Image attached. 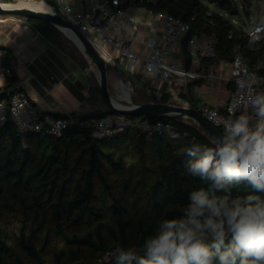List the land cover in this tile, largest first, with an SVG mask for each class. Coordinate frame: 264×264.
Instances as JSON below:
<instances>
[{"label":"trees","instance_id":"16d2710c","mask_svg":"<svg viewBox=\"0 0 264 264\" xmlns=\"http://www.w3.org/2000/svg\"><path fill=\"white\" fill-rule=\"evenodd\" d=\"M131 3L181 17L190 24L191 34L215 35L217 52L214 57L201 59L203 72L219 59L233 60L238 44L253 66L264 61L261 53L246 50L247 41L236 36L233 24L221 13L209 12L202 0H130L124 8ZM29 21L59 48L74 46L55 25L37 18ZM183 55L185 66L190 68L187 39ZM17 82L14 77L13 84L0 92V100L9 99ZM159 99L168 102L170 94H162ZM188 99L191 104L196 102L192 97ZM103 112L93 117L70 115L76 122L59 136L37 132L21 135L12 123L0 125V264H50L45 251L51 235L68 245L55 252L52 264H116L115 258L107 255L109 251L117 246L139 250L156 221L177 214L186 204L188 192L201 186L184 170L187 149L210 140L200 128L165 118L178 126L183 134L180 139L151 135L132 125L116 134L97 137L93 120L104 117ZM181 140L184 142L176 143ZM121 141L125 142L120 150H107L108 145ZM133 145L140 161L135 176L126 165ZM76 149L78 153L73 154ZM108 166L126 173L127 190L143 197L142 214H130L124 205L129 201L126 194L114 193L106 172ZM97 180L102 192L111 193L108 206L112 224L98 222L90 231L81 232L76 224L87 217H102L93 203ZM42 231H46V243L40 246L37 239Z\"/></svg>","mask_w":264,"mask_h":264},{"label":"clouds","instance_id":"9594fccd","mask_svg":"<svg viewBox=\"0 0 264 264\" xmlns=\"http://www.w3.org/2000/svg\"><path fill=\"white\" fill-rule=\"evenodd\" d=\"M247 104L218 121L207 144L187 149L185 173L201 186L156 221L139 250L109 251L116 264H264V93Z\"/></svg>","mask_w":264,"mask_h":264},{"label":"built area","instance_id":"2783aa9c","mask_svg":"<svg viewBox=\"0 0 264 264\" xmlns=\"http://www.w3.org/2000/svg\"><path fill=\"white\" fill-rule=\"evenodd\" d=\"M130 0H56L67 18L77 26L94 48L108 61L109 66L128 60L127 66L136 71L137 65L142 64L148 74L160 73L166 82L168 91L175 87L188 88L191 82L201 78H214L211 72H200L193 69L195 60L214 57L217 52L218 39L215 35L201 33L191 34L190 24L181 17L170 13L154 12L146 8L151 16L161 22L164 37L148 36L142 39L145 48L143 52L133 49L129 39L120 38L117 34L127 32L128 27H139L134 18L120 20L124 14V6ZM264 31V24L258 23L248 33L254 49L256 40ZM183 38L187 39V48L192 57L190 68L173 58L174 43ZM6 54L0 47V81L12 76V68L6 63ZM264 61L260 60L254 66L247 57L242 46L238 44L232 60V75L230 82L233 86L226 106L221 109L203 101L188 103L195 108L206 120L217 126L218 121L232 119L242 111L248 110L247 100L250 94L264 93ZM12 83H10L11 85ZM5 84L0 83V92L5 91ZM171 92V91H170ZM189 92V91H188ZM9 99L0 100V125L12 123L19 134L37 132L52 136H59L63 130L76 122L72 116L58 117L52 113H44L30 100L22 85L17 82L16 91L9 94ZM136 126L148 134L167 135L173 139H180L183 134L173 122L165 118L150 119L149 117H130L124 114L111 113L94 119V135H113L122 131L126 126ZM222 131V130H221ZM175 134V135H173Z\"/></svg>","mask_w":264,"mask_h":264},{"label":"crops","instance_id":"0c3cea01","mask_svg":"<svg viewBox=\"0 0 264 264\" xmlns=\"http://www.w3.org/2000/svg\"><path fill=\"white\" fill-rule=\"evenodd\" d=\"M2 4H22L33 8L50 10L44 0H0ZM134 18L139 27H128L127 32L117 35L120 38L129 39L133 49L137 52L145 50L142 39L148 36L164 37L163 27L160 21L155 20L147 9L134 4H129L125 12L120 16V20L125 22L127 18ZM58 28V27H57ZM59 29V28H58ZM74 46H68L66 50L59 48L53 41L46 38L29 19L15 14L0 13V47L6 54V63L12 68V76L5 78L0 83L5 84V91L13 84V78L22 85L23 89L44 113L68 115H87L100 113L101 107L95 103L92 82L85 74V69L80 67L82 56L78 62L70 54L76 49H80L78 44L67 36ZM184 40L181 38L174 43L173 58H177L183 65L185 63L183 55ZM128 60L120 61L119 65L113 67L119 71L129 74L132 77H142L139 81L150 80V89L166 87L160 73L148 74L144 71L142 64L137 65V70L132 71L127 66ZM193 69L202 71L201 60H195ZM206 72H211L214 78L210 80L199 79L192 82L188 88L175 87L167 91L170 95L177 88H182L187 95L195 101H203L214 107L223 109L231 95L233 86L230 82L232 75V58L217 60ZM116 79L119 75L116 71L110 70ZM205 73V72H204ZM147 87V88H148ZM168 90L169 88L166 87ZM157 97V96H156ZM154 100V96L150 101ZM188 103L191 101L188 99ZM100 106V105H99Z\"/></svg>","mask_w":264,"mask_h":264},{"label":"rangeland","instance_id":"374dc122","mask_svg":"<svg viewBox=\"0 0 264 264\" xmlns=\"http://www.w3.org/2000/svg\"><path fill=\"white\" fill-rule=\"evenodd\" d=\"M203 4L207 7L209 12L221 13L225 18H227L231 24L234 26V32L238 38H242L243 41H247L244 44L245 49L256 50V52L261 53V56H264V31L261 32L259 38L256 40L254 49L250 48L251 41L249 40L248 33L253 28L254 25L261 23L264 24V0H202ZM70 54L73 58H76L78 62L81 60L82 56L85 58L80 62V67L85 69V74L88 79L92 82L93 95L95 97V103L101 109L106 110L107 106L102 101L99 90H98V75L95 68V65L89 61V59L85 56L82 49H76V51L72 52V49L69 50ZM245 54V52H244ZM246 55V54H245ZM110 70L116 71L119 75L118 77L113 78L114 75L110 73V91L114 100L121 104L133 105V103H145L150 102L152 96L161 97L162 94L168 91L166 87H161L158 89H150V80L145 82H139L142 77L136 78L132 77L129 74H125L122 71H119L117 68H114L110 65ZM148 87V88H147ZM182 88H177L170 95V99L168 102L176 105H188V96L183 94ZM100 105V106H99ZM182 120L194 124L197 126V123L192 121L187 117H181ZM106 135V134H104ZM102 135V136H104ZM6 142V140L4 141ZM125 141H121L112 145H108L107 150L119 149L123 146ZM184 140L176 142L177 144H181ZM137 143V142H136ZM136 145V144H134ZM133 145V148L129 152V155L126 159V165L129 168H132V174L135 176L139 173V156L137 153V148ZM77 154L78 150H74L73 154ZM107 175L109 178V182L113 185L114 193L117 194H126L129 198L127 203H124L125 206L129 209L130 214H142L145 209V201L143 197H139L137 193L132 190H127L126 183L127 175L123 174L118 169H115L111 166L107 167ZM132 175V176H133ZM132 188V187H131ZM108 196H111L110 192H102L99 186V180H97V185L95 189V195L93 198V203L100 208L102 213V217H87L84 221L79 222L75 226L79 228L81 232L90 231L92 227L98 222L106 223L105 226L112 224L111 220V210H109V203H111V199H108ZM86 230V231H85ZM37 243L42 246L46 243V231H42L39 233V237L37 239ZM68 245L65 244L64 240L58 238L54 235H51L49 244L47 245L45 251L46 259L52 264L54 259V254L57 250L61 248H66Z\"/></svg>","mask_w":264,"mask_h":264},{"label":"water","instance_id":"95a60500","mask_svg":"<svg viewBox=\"0 0 264 264\" xmlns=\"http://www.w3.org/2000/svg\"><path fill=\"white\" fill-rule=\"evenodd\" d=\"M49 5L50 10L33 8L22 4H14L17 6H4L0 1V13L15 14L25 17L27 19L37 18L45 22L51 23L63 31L67 36L73 39L80 49H82L85 56L89 59L93 65H95L98 72V90L102 101L107 106L103 115L111 113L124 114L131 117H154V118H166L171 120H178L187 124H190L181 119V117H187L197 123V127L206 134L210 139L221 133L211 122L206 120L195 108L188 105H176L170 102H162L158 97H154L153 101L145 103H133L130 106H121L112 97L110 91V76H109V64L108 61L94 48L91 42L81 32V30L75 26L62 11L56 0H44ZM10 5V4H9ZM101 113H91L85 116H98ZM192 125V124H191Z\"/></svg>","mask_w":264,"mask_h":264},{"label":"bare ground","instance_id":"6f19581e","mask_svg":"<svg viewBox=\"0 0 264 264\" xmlns=\"http://www.w3.org/2000/svg\"><path fill=\"white\" fill-rule=\"evenodd\" d=\"M5 6H17V5H14V4H10V5H9V4H8V5H5ZM97 74H98V72H97ZM120 105H121V106H125V107H126V106H130V105H126V104H120Z\"/></svg>","mask_w":264,"mask_h":264}]
</instances>
